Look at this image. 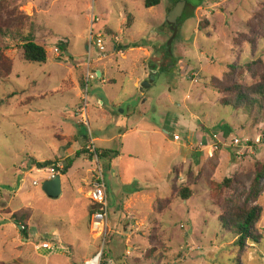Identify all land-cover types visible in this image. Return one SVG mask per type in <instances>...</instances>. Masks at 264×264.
<instances>
[{"label":"rangeland","instance_id":"rangeland-1","mask_svg":"<svg viewBox=\"0 0 264 264\" xmlns=\"http://www.w3.org/2000/svg\"><path fill=\"white\" fill-rule=\"evenodd\" d=\"M144 1L5 0V18L22 17L24 29L34 27L36 39L48 47L50 57L42 64L28 62L20 43L7 39L10 48L5 55L13 60L14 68L9 78L0 79V99H4L0 104V264H37L28 254L29 247L48 239L42 233L45 228L59 230L58 217L69 207L68 199L60 202L45 194L47 174L32 170L31 157L49 155V147L55 145L79 148L83 141L87 143V126L80 122L82 116L76 107L83 91L79 74H85L93 31L119 38L114 44L109 39V54L102 59L114 54L111 78L115 81L103 84L97 78L89 93L90 124L94 136L101 138L96 145L121 152L113 161L100 159L107 192L114 191L119 197L151 186L156 213L146 222L149 224L134 223L136 226L130 228L129 233L137 234L142 241L135 244L140 256H129L122 238L114 232L113 237L109 214L103 264L109 263L110 254L125 264H264V238L260 244L245 243L244 250L236 244L235 235L219 221L222 209L215 202L212 186L229 177L234 179L236 189L247 187L257 165L264 163V118L260 109L249 113L224 107L216 89L224 84L234 63L244 65L260 59L264 66V36L252 35L248 27L256 23V14L264 23V0H190L193 5L198 1L202 4L178 25L174 37L164 26L171 0L152 7ZM187 9L185 3V13ZM244 33L254 36L256 43L245 42ZM59 41L66 42V51L58 47ZM114 45L121 51L113 50ZM244 78L250 81L251 76ZM147 82L149 86L142 91ZM99 98L108 106L113 100L114 104L119 102L113 109L120 123L135 125L140 121L141 129L150 128L124 142L117 123H103L99 117L95 102ZM135 107L136 112L130 110ZM144 107L148 108L147 117L141 119ZM164 127L167 134L162 131ZM215 132L224 142L237 137L242 144L237 148L220 144L213 156L199 151L196 145L200 136L206 138ZM62 133L72 140H57L55 135ZM175 133L182 139L175 140ZM80 157L78 165L85 167L70 174L73 184L82 172L91 168L93 173L96 167L89 153ZM52 160V166L58 162L64 166L66 162L58 157ZM190 179L193 195L188 200L173 195L172 186L180 187ZM56 202L59 204L50 205ZM261 204L264 209V191ZM13 215L26 222L27 235ZM30 225L40 229L41 235L25 241ZM259 228L264 234V214ZM97 235L92 233L100 249ZM151 247L157 249L153 257L148 254ZM34 252L40 258L44 250Z\"/></svg>","mask_w":264,"mask_h":264},{"label":"trees","instance_id":"trees-1","mask_svg":"<svg viewBox=\"0 0 264 264\" xmlns=\"http://www.w3.org/2000/svg\"><path fill=\"white\" fill-rule=\"evenodd\" d=\"M161 1L162 0H145L144 2L147 7H152L155 5H160ZM180 1H186L189 9L186 10L188 13L184 12L185 14H183V16L179 19V25L193 14V10L202 4L201 1H198V3L193 5L191 4L190 0H171L168 11L173 9L174 6ZM4 3L5 0H0L1 80L9 78L14 68L13 60L5 55V51L10 48V45L7 43V39L9 38L20 43L23 51V57L28 62L42 64L46 63L50 57V51L48 47L46 45L40 44L36 39L34 27H29V30L24 29L22 27V17L5 18L4 12L7 10V8ZM190 8H192V10ZM256 15V23H251L252 25L250 24L248 27H251L252 35L263 34L262 36H264V23L259 20V14ZM164 26L170 28V32L173 34L174 26L169 25L167 22H165ZM105 34L110 35L106 32ZM252 35H246L244 33L243 36L245 38V42H249L254 45L256 40ZM246 36L250 37L246 38ZM57 45L63 52L67 50L66 42L59 41ZM119 46L121 48H125V46L122 44ZM229 71V75L225 76L224 84L220 87H216V89L219 90L222 95L220 99L222 106L232 107L234 109H243L249 113H252L255 108H259L261 116L264 118V66L262 65V61L259 59L252 61L250 64L246 63L244 65L234 63L230 66ZM247 74H250L251 76L250 81H246L244 78ZM80 82L83 86L85 82L84 73H80ZM3 102L4 99H0V104ZM86 138L89 140L88 135ZM84 152L89 153L87 149H84V151H77L75 158L69 157L65 162L64 168L59 169L61 174H66L73 166L75 159L79 158ZM89 155L92 157V154L89 153ZM119 155V151L109 149H103L100 151V159L110 158L111 161H113L115 157ZM31 159L32 165L41 168H48L55 163L53 160H45L43 162L38 161L34 156L31 157ZM263 179L264 163H261L257 165L254 179L247 187H240L239 189H236L233 186L234 179L229 177L225 178L222 182L212 183L215 202L222 209L219 221L226 230L235 235L236 244L240 245L243 250L245 243L247 244L249 241H251L252 244H260L264 238V234L259 228L264 214L263 205L261 204L264 191V184L262 183ZM192 184L193 183L191 181L180 187H176L175 185L172 186V192L174 193L173 195L179 196L184 200H188L193 195ZM18 217L20 216L13 215L12 219L19 226H23V232L27 235L28 229L26 222L22 220V217ZM156 251V248L151 247L148 250V254L153 257L155 256Z\"/></svg>","mask_w":264,"mask_h":264},{"label":"crops","instance_id":"crops-1","mask_svg":"<svg viewBox=\"0 0 264 264\" xmlns=\"http://www.w3.org/2000/svg\"><path fill=\"white\" fill-rule=\"evenodd\" d=\"M114 50V47H113ZM111 55L102 61H99L98 65H96L97 73L101 72L100 82L105 84L109 81H113L111 76L112 73V64L114 63L113 56ZM125 57V54H124ZM149 73H147L148 75ZM80 76V74H79ZM78 76V77H79ZM78 81V80H77ZM115 81V80H114ZM113 81V82H114ZM79 82V81H78ZM75 85V84H74ZM73 85V86H74ZM79 86L80 82H79ZM81 88V87H80ZM96 102V107L99 112V117H102L103 123L108 122H115L117 123V127L119 130L120 137L125 142L131 136L138 137V134L141 132L147 131L146 129H141V122H136L135 125L126 121L125 123H120L121 121L117 119L113 107L120 105L119 102L116 104L113 100L112 106H108L103 103L102 98H99ZM148 103V99L144 101V106ZM80 105V104H79ZM79 105H77L76 110H78ZM138 107V106H137ZM137 107L130 108L133 112L137 111ZM147 107L143 108L141 112V119L147 117L145 114ZM123 112L126 113V110ZM72 115V113H70ZM102 123V124H103ZM165 125L166 123L163 122ZM171 124V123H170ZM162 125V126H165ZM98 130V129H97ZM165 134L168 133L167 128L164 127L162 130ZM157 132V131H153ZM192 131H190L191 134ZM192 135V134H191ZM57 140L64 141L65 139L69 143V140H72V136L62 134L55 135ZM59 137V138H58ZM86 137V136H85ZM198 137V136H197ZM202 136H200L201 138ZM96 144L98 141L101 140L100 137L96 136ZM89 142L85 143L82 142L79 148H76L74 145H69L68 147L55 145V147H49L51 150V154L46 155L42 154L41 157H36L38 161H45V160H52L55 158L61 159V161H65L67 158L72 157L75 158L76 152L80 151L85 147L88 150ZM65 147V148H64ZM99 149H107V148H100ZM124 149L125 146H122ZM121 154V152H120ZM82 159V157L76 158L73 166L68 170L66 174H61L62 177V191L59 197L56 200H60V202L65 201L66 199L69 200V207L67 211H64L62 215H59L57 221V227L59 230L55 228H45L42 233H45L47 236V240H43V242L35 245V247H29L28 254L33 255L34 259L37 264H83V261L88 257L94 255L95 252L98 251L99 241L92 236V232L90 230V217L94 211L95 205L93 202L88 198V190L90 188V182L93 179V173L91 168H88L86 172H82V174L78 178V182L73 184L70 180V174H75L77 170L84 169L85 165H78V161ZM86 161V159H85ZM35 167V165H32ZM65 177H67V181H65ZM151 182H153L151 180ZM123 184H129L130 182H122ZM152 187L146 188H137L136 192L133 191L132 193H121L119 197H116L114 191L109 193L107 192L108 200H109V214H110V227L112 231V235L114 237V233L118 238H122L125 246L127 247V253L129 256L133 254L134 256H140L137 253V247L135 244H142L141 239L137 234H130V228L137 224V226L141 223L148 222L149 218H155L156 213L153 209V194L150 192ZM44 190V189H43ZM45 192V191H44ZM46 194V192H45ZM59 202V201H58ZM56 203H50V205H57ZM145 221V222H140ZM128 228V229H127ZM114 232V233H113ZM41 235V230L36 229L34 226L29 227V237L24 239L28 241L30 236L32 237H39ZM112 237V238H113ZM115 239L112 241L114 242ZM112 241H110L112 243ZM119 241V239H118ZM43 243H49L48 247H44ZM121 247V246H120ZM40 249L44 250L39 256L40 258H36L35 250ZM112 257L108 258V264H125L119 263L115 260L113 254H110ZM109 255V256H110ZM29 259V257L27 256ZM138 258V257H137ZM136 259V257H135ZM30 260V259H29ZM32 261V260H30ZM128 264V261L127 263Z\"/></svg>","mask_w":264,"mask_h":264},{"label":"built area","instance_id":"built-area-1","mask_svg":"<svg viewBox=\"0 0 264 264\" xmlns=\"http://www.w3.org/2000/svg\"><path fill=\"white\" fill-rule=\"evenodd\" d=\"M95 18V17H94ZM109 39L112 40L113 44L115 39L119 40V38L114 37L113 35H106L102 32H91L89 36L88 42V54L85 62V82L83 85V91L81 95L80 105L78 108V114H80L82 124L87 126V132L89 136V144L88 151L92 154V159L96 164L95 169L93 170V179L90 183V188L88 190V198L95 205V210L91 214L90 217V230L92 233L98 234L97 236L100 238V249L94 253V255L85 259L84 264H103L106 246L108 244V236H109V200L107 195L106 182L104 178V173L102 170V166L100 164V151L96 145V140L94 136V131L90 124L88 107L90 105V88L92 82L96 80L98 77L97 68L95 67L96 61L102 60L109 53ZM115 50L118 52L121 51L118 45L113 46ZM94 49L97 50L96 56L94 55ZM56 53L58 52V48L54 50ZM222 136V134H221ZM175 140H181L179 134H174ZM242 141L235 137L230 142H224L220 137L219 133H212L209 137L199 138L197 140L196 148L205 152L209 156H213L215 151L218 150L220 144L224 146H234L240 147ZM230 144V145H229ZM243 153L242 151H238ZM64 168L60 162L56 165L48 168L34 167L32 170L36 173L47 174L46 179H52L56 175L60 174L59 169ZM34 185L38 184L37 180L33 181ZM44 247H48L49 243H43Z\"/></svg>","mask_w":264,"mask_h":264},{"label":"water","instance_id":"water-1","mask_svg":"<svg viewBox=\"0 0 264 264\" xmlns=\"http://www.w3.org/2000/svg\"><path fill=\"white\" fill-rule=\"evenodd\" d=\"M185 1L178 2L173 9L168 13L167 23L174 26L173 37L176 35L179 25V19L184 14ZM98 76L101 77V72H98ZM149 82L144 83L141 90L145 89V86H149ZM43 189L46 194L51 198H58L62 191V177L61 175H56L52 179H47L43 182Z\"/></svg>","mask_w":264,"mask_h":264},{"label":"clouds","instance_id":"clouds-1","mask_svg":"<svg viewBox=\"0 0 264 264\" xmlns=\"http://www.w3.org/2000/svg\"><path fill=\"white\" fill-rule=\"evenodd\" d=\"M99 77V76H98ZM100 78V77H99ZM60 175H61V172H60Z\"/></svg>","mask_w":264,"mask_h":264}]
</instances>
